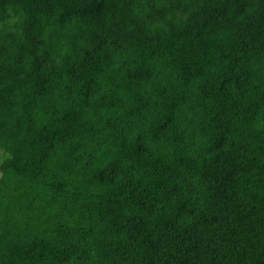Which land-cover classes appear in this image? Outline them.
<instances>
[{"label": "trees", "instance_id": "obj_1", "mask_svg": "<svg viewBox=\"0 0 264 264\" xmlns=\"http://www.w3.org/2000/svg\"><path fill=\"white\" fill-rule=\"evenodd\" d=\"M0 264H264V0H0Z\"/></svg>", "mask_w": 264, "mask_h": 264}, {"label": "rangeland", "instance_id": "obj_2", "mask_svg": "<svg viewBox=\"0 0 264 264\" xmlns=\"http://www.w3.org/2000/svg\"><path fill=\"white\" fill-rule=\"evenodd\" d=\"M5 157V153L0 149V162L4 159ZM0 177H1V173H0Z\"/></svg>", "mask_w": 264, "mask_h": 264}]
</instances>
